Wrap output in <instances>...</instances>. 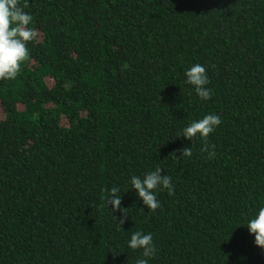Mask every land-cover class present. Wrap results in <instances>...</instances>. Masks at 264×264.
<instances>
[{
	"label": "trees",
	"instance_id": "obj_1",
	"mask_svg": "<svg viewBox=\"0 0 264 264\" xmlns=\"http://www.w3.org/2000/svg\"><path fill=\"white\" fill-rule=\"evenodd\" d=\"M17 4L35 35L0 78V264H135L137 230L149 264H264L244 225L264 204V0ZM193 63L208 100L184 82ZM207 113L206 140L177 137ZM156 166L175 187L153 211L128 179Z\"/></svg>",
	"mask_w": 264,
	"mask_h": 264
},
{
	"label": "clouds",
	"instance_id": "obj_2",
	"mask_svg": "<svg viewBox=\"0 0 264 264\" xmlns=\"http://www.w3.org/2000/svg\"><path fill=\"white\" fill-rule=\"evenodd\" d=\"M31 20V14L19 7L17 0H0V78H14L19 72L20 62L28 54L26 42L35 35L33 29L26 27ZM184 77V82L192 86L191 90L199 99L208 100L211 97V89L206 87L209 76L202 64L193 63L186 67ZM220 122L221 118L218 114L207 113L181 128L177 137L182 135L186 139H193L199 135L201 139L206 140ZM190 151L189 148H185L182 154L189 155ZM161 172L162 168L156 166L153 170L140 175L133 174L128 179L130 189L135 190L136 195L141 198L148 210L154 211L159 206L160 202L156 198L158 191L167 189L169 195L174 194L175 186L172 178L167 173L162 175ZM122 191L125 190L114 185L107 190V195L104 197L112 215L117 210L124 214L119 220L113 215L117 228L121 227L127 216L121 206ZM244 225L247 226L248 232L254 235V244L264 249V204ZM127 246L133 250H142V255L137 257L135 264H149V259L156 254L151 232L141 230L132 232L127 240Z\"/></svg>",
	"mask_w": 264,
	"mask_h": 264
}]
</instances>
